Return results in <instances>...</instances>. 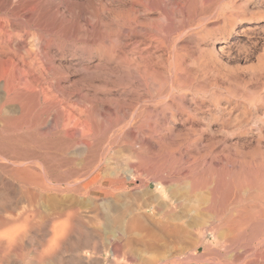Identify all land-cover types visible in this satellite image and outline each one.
Instances as JSON below:
<instances>
[{"label":"rangeland","instance_id":"1","mask_svg":"<svg viewBox=\"0 0 264 264\" xmlns=\"http://www.w3.org/2000/svg\"><path fill=\"white\" fill-rule=\"evenodd\" d=\"M102 3L110 18L131 29L127 38L113 27L106 63V52L89 39V20ZM1 13L13 22L14 31L43 33L45 39L61 38L67 44L64 52L52 48L51 59L43 57L60 74L50 71L44 81L54 82L63 101L74 100L73 108L85 109L95 95L89 114L96 125L73 166L83 181L95 182L91 188L113 190V197L119 195L133 211L130 218H140L126 238L154 240L157 254L175 259L165 264H264V0H5ZM135 37L143 42L134 43ZM223 43L228 52L220 50ZM19 46L27 61L26 47L32 48L27 41L26 49ZM91 85H105L107 96L101 86L95 91ZM3 93L0 89V99ZM16 106L6 105L3 113L17 111ZM56 108L51 113L60 130L66 115ZM21 133L3 132L6 137ZM0 163L8 169L26 165L3 158ZM128 168L134 176L125 180ZM216 206L221 220L207 213ZM194 216L201 219L198 229L188 226ZM34 220L30 236L44 242L54 238L57 218ZM175 226L184 232L171 235ZM36 253L31 251L29 258H38L41 251Z\"/></svg>","mask_w":264,"mask_h":264},{"label":"bare ground","instance_id":"2","mask_svg":"<svg viewBox=\"0 0 264 264\" xmlns=\"http://www.w3.org/2000/svg\"><path fill=\"white\" fill-rule=\"evenodd\" d=\"M37 4L38 3L36 2V5ZM4 5L5 0H0V10H3ZM40 5L41 4L39 3L37 7ZM33 7H35V4ZM42 10L45 9L42 8ZM92 14L93 16L91 21L89 20V24L91 22V34L93 36L89 39H92L93 44L98 42L100 49L106 52L104 53V63H106L109 62V52L112 45L110 33L112 32L113 27L118 29V31L123 33L127 38L129 37L128 33H131V29L120 22H115L112 17L110 18L108 15V7L103 3L100 4ZM59 21L61 23L63 22L62 20ZM60 22L58 23L59 25ZM62 24L64 25V23ZM12 26L13 22L8 17H6V15L4 16V14L2 15L1 13L0 79L2 80V83L0 82V87L2 88L0 89H2L4 93L3 97L0 99V129L2 130L0 131V159L3 158L4 160L17 164L19 162L26 163V165L22 166V168L11 167L13 169H8V164L6 165L4 163H0V264H39L40 261L43 262V264H165L169 261L171 262L175 260H172V258L168 255L165 256V252L164 257H161L159 254H157L159 249L156 248V244L153 242V239V241H147L144 239L133 240L126 238L127 231H130V229L134 228L135 225L137 226L138 222L140 223L141 221L139 220L140 218H136L135 216L130 218V215L133 213V211L126 208L124 204L125 202L123 203L118 199L119 195H115L117 198L113 197V190L111 191L108 188L106 190H99L100 188L97 189L96 187L95 189L93 187L91 188V184H94L95 182L93 180L89 182L83 181V179H81L83 177L81 172L74 168L73 165L76 164V158L81 154H84L89 146L88 141L91 137L93 127L96 125L94 121L97 119L95 118V120H93L92 115L89 114L92 108L95 107V102L92 101L95 95L91 94L89 98L92 100L89 99L90 101H86L88 104L85 105V109L83 107L79 108L80 106L78 108H73L74 100H68L67 98L66 101H63L60 99L63 92L59 96L61 91L58 90V95H56L57 91H54V85L52 84L53 81H44L47 78V75L52 76L53 74L56 75L59 73L56 71L58 70L56 68H52L55 71H51L52 66H50V63L49 65L46 64L43 60V57L46 56V59H51L52 56L51 53L49 54V52L52 50V48L57 49V51L59 50V52H64V46H67V44L65 45V42H63L64 40L61 38L54 37V39H45L46 35L44 37L42 35L43 33L39 34L38 36V33L36 34L35 32H24L25 30L14 31ZM61 28L59 29L60 31L63 30ZM86 33H88V31ZM81 36L84 35L82 34ZM44 39L45 44L43 42ZM26 41L29 43V47L35 49L34 54L31 55L29 50L32 49L26 47L28 49L27 53L30 54V56L28 55L30 58L26 56L29 58L27 61L26 58L21 56L22 51L18 48L19 45V47H23ZM142 42V38H134V43L141 44ZM219 48L222 52H228L229 46L223 43ZM19 51H21V54ZM24 52L26 55V50ZM35 61L36 63H33ZM106 70L108 71V69L105 68V71ZM50 71L52 72V75L50 74ZM54 72L57 73L55 74ZM57 82L55 81L56 84ZM59 86L61 87V85ZM91 86L93 89H95V91L101 89V86L104 95L107 94L108 90L105 85ZM72 92L69 94L71 95ZM82 95L85 97L89 96L88 94ZM63 97L66 99L65 95ZM84 99L87 100L88 98ZM8 104L15 106L18 105L17 111H12L17 112L16 114L12 113L11 109L9 111H6L7 109H5V111L11 112L12 114H7L6 112V114L3 113L4 107ZM56 106L61 107V110L64 112L62 114L66 115V121L60 130L57 127L58 124L55 123L58 119H55L56 114L51 113L56 108ZM82 106H84V104ZM45 112L51 113L50 117L48 115L49 119L43 118V116H45L43 115ZM234 120H236V118ZM98 126L99 124H97V127ZM78 129L81 130L80 137H76V132ZM52 130H55V133L57 132V136H59L47 137L46 134L51 133ZM13 131H23V133L16 137H14L16 133L15 135L13 133L14 136L11 134L13 137H10L9 133ZM3 132H7L9 137H6L7 134L5 136ZM93 132L95 133L96 131ZM97 133L98 130L96 134ZM106 137L107 136H105V138ZM4 139H6V141ZM16 140H20L21 142H24V144L26 143V145H22L21 142L19 143V141L17 142ZM100 141H102V139ZM29 162L36 163L29 164ZM104 169L106 170V168ZM115 173L116 172H114V175H116ZM128 173L129 174H127L125 180L126 178H129L128 180H130L134 176L131 169L128 171ZM103 174H105V172ZM90 175H92V173ZM116 177L118 178V176ZM121 178L119 177L120 180ZM100 179L99 182L101 181ZM121 181H123V179ZM117 183H120L119 180ZM218 208H214L215 210H213V213L209 210L207 213L211 216L220 218L222 213L220 209L221 207ZM231 215L232 214H230V216ZM197 216H194L189 220L188 226L190 224L191 227L198 229L201 219L199 220ZM47 217L57 218L60 221L58 224H54L56 226L54 227V238L52 237L48 240L45 239L44 242V238H36L34 234L35 239L38 240V243H35L33 241L35 239L30 236L31 228L34 226L33 220L36 218H41L39 221H43L42 219ZM176 217L177 216L174 215V217L170 219L173 220V218ZM227 218L229 217L227 216ZM225 220L228 219L225 218ZM209 223L208 225L212 226ZM243 223L246 224L245 222ZM231 224L234 225L235 223H230L227 225L230 226ZM217 227L219 228L218 224ZM207 229H209L208 234L212 235V230L210 231V228ZM170 232L171 235L178 236L184 231L182 227L179 228L175 226L174 228H171ZM217 233L215 232V234ZM111 234L114 235V238ZM31 251H35L37 253L41 251V253H39L38 258L35 257L34 259H30L29 254ZM109 258H112L111 261L109 260L110 263H106V260Z\"/></svg>","mask_w":264,"mask_h":264}]
</instances>
